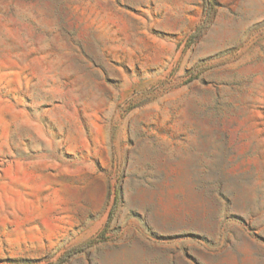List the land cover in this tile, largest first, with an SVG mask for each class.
<instances>
[{"label": "rangeland", "instance_id": "obj_1", "mask_svg": "<svg viewBox=\"0 0 264 264\" xmlns=\"http://www.w3.org/2000/svg\"><path fill=\"white\" fill-rule=\"evenodd\" d=\"M0 264H264V0H0Z\"/></svg>", "mask_w": 264, "mask_h": 264}]
</instances>
